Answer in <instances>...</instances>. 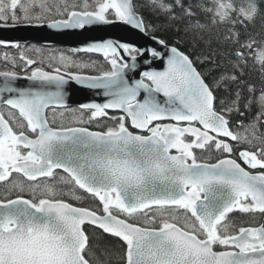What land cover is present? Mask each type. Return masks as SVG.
Returning a JSON list of instances; mask_svg holds the SVG:
<instances>
[{"label":"snow or ice","instance_id":"obj_1","mask_svg":"<svg viewBox=\"0 0 264 264\" xmlns=\"http://www.w3.org/2000/svg\"><path fill=\"white\" fill-rule=\"evenodd\" d=\"M260 15L257 0H0L5 27L146 37L71 54L0 39V264H264ZM70 83L97 99L72 106Z\"/></svg>","mask_w":264,"mask_h":264},{"label":"water","instance_id":"obj_2","mask_svg":"<svg viewBox=\"0 0 264 264\" xmlns=\"http://www.w3.org/2000/svg\"><path fill=\"white\" fill-rule=\"evenodd\" d=\"M7 28L8 29H3L2 27V29H0V39L19 42H37L47 45L57 44L72 49L81 47L93 39L104 37L106 34L127 35L130 39L137 40L139 42H143V40L146 39V37H143L139 33L127 32L124 26L105 27L103 29L91 30L87 32L80 30L57 31L47 27ZM20 83L24 84L26 81L21 80ZM67 91L70 93L69 104L72 106L97 99L94 92L81 88L75 83H70L67 86Z\"/></svg>","mask_w":264,"mask_h":264},{"label":"trees","instance_id":"obj_3","mask_svg":"<svg viewBox=\"0 0 264 264\" xmlns=\"http://www.w3.org/2000/svg\"><path fill=\"white\" fill-rule=\"evenodd\" d=\"M200 0H185V3H191L193 5L199 3ZM237 2H241V0H237ZM257 5L261 10V15L257 17L255 26H249V32H259L261 30V25L264 24V0H257ZM163 34V33H162ZM207 39V37H205ZM213 47H218L217 44L213 43ZM260 65L255 59H250L248 62V68L246 69L247 72V79L251 82L255 83L257 87L260 86V77L261 73L259 71Z\"/></svg>","mask_w":264,"mask_h":264},{"label":"flooded vegetation","instance_id":"obj_4","mask_svg":"<svg viewBox=\"0 0 264 264\" xmlns=\"http://www.w3.org/2000/svg\"><path fill=\"white\" fill-rule=\"evenodd\" d=\"M2 27H3V29H8L7 27L0 25V29H2ZM8 33H6V34H8ZM20 43L23 45H27V46H34L37 48L49 49V50L56 52V54H59L60 51L65 52V54H71L69 52V50L72 49V48L65 47L62 45H57V44L47 45V44H41V43H37V42H20ZM4 51H14V49H5L3 47H0V55H2ZM81 55H84V54H81Z\"/></svg>","mask_w":264,"mask_h":264}]
</instances>
